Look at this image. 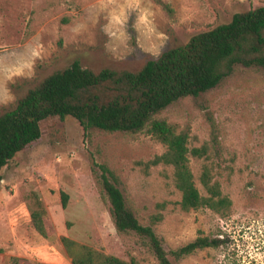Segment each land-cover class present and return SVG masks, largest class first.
I'll list each match as a JSON object with an SVG mask.
<instances>
[{
	"label": "rangeland",
	"instance_id": "obj_1",
	"mask_svg": "<svg viewBox=\"0 0 264 264\" xmlns=\"http://www.w3.org/2000/svg\"><path fill=\"white\" fill-rule=\"evenodd\" d=\"M258 7L264 0H0V114L73 61L94 71L136 72L193 35ZM157 117L186 132L190 150L205 149L201 158L189 155L194 183L208 195L200 181L207 168L231 202L226 215L180 209L172 168L154 163L166 148L146 131L85 133L71 117L49 118L40 138L0 170V264L9 257L71 264L62 237L124 261L153 263L142 238L116 231L95 173L99 165L117 177L139 222L154 224L166 251L196 237L221 241L180 260L170 256L172 264H264V68L236 66L215 88ZM36 210L46 237L31 223Z\"/></svg>",
	"mask_w": 264,
	"mask_h": 264
},
{
	"label": "trees",
	"instance_id": "obj_2",
	"mask_svg": "<svg viewBox=\"0 0 264 264\" xmlns=\"http://www.w3.org/2000/svg\"><path fill=\"white\" fill-rule=\"evenodd\" d=\"M166 10L173 15L168 6ZM236 66L264 68V7L235 13L228 23L193 35L185 44L148 60L136 72L109 68L94 71L73 61L28 89L14 107L0 114V170L40 138V124L49 118L71 117L85 133L91 129L132 134L146 131L166 148L154 163L172 168L180 209L188 212L204 207L224 216L231 202L222 195L219 184L211 183L209 171L204 168L200 181L208 195L202 196L189 166V155L201 158L205 149L190 150L187 133L176 132L157 116L181 99L195 98L215 88ZM96 167L116 231L142 238L154 258L151 264H172L170 256L180 260L221 243L196 237L176 250L166 251L154 224H141L127 207L114 173L104 165ZM61 197L65 207L67 196ZM30 218L36 232L46 237L40 211H34ZM156 221L159 218L154 217ZM61 243L71 264H139L135 257L124 261L66 237L61 238ZM6 264L20 262L9 257Z\"/></svg>",
	"mask_w": 264,
	"mask_h": 264
}]
</instances>
